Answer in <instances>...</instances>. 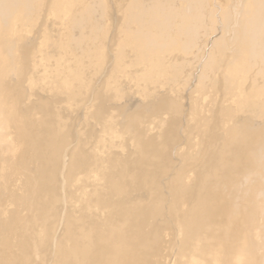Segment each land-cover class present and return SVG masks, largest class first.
Wrapping results in <instances>:
<instances>
[{"label": "bare ground", "instance_id": "bare-ground-1", "mask_svg": "<svg viewBox=\"0 0 264 264\" xmlns=\"http://www.w3.org/2000/svg\"><path fill=\"white\" fill-rule=\"evenodd\" d=\"M0 264H264V0H0Z\"/></svg>", "mask_w": 264, "mask_h": 264}, {"label": "rangeland", "instance_id": "rangeland-1", "mask_svg": "<svg viewBox=\"0 0 264 264\" xmlns=\"http://www.w3.org/2000/svg\"><path fill=\"white\" fill-rule=\"evenodd\" d=\"M226 1V0H225Z\"/></svg>", "mask_w": 264, "mask_h": 264}]
</instances>
